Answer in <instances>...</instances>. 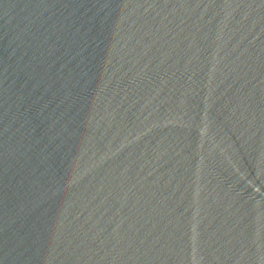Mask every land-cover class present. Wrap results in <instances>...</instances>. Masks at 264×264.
I'll return each mask as SVG.
<instances>
[{
    "label": "water",
    "instance_id": "water-1",
    "mask_svg": "<svg viewBox=\"0 0 264 264\" xmlns=\"http://www.w3.org/2000/svg\"><path fill=\"white\" fill-rule=\"evenodd\" d=\"M0 264H264V0H0Z\"/></svg>",
    "mask_w": 264,
    "mask_h": 264
}]
</instances>
